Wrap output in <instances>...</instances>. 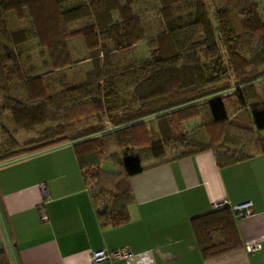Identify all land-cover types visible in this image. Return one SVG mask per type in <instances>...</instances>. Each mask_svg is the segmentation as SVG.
<instances>
[{"label": "trees", "instance_id": "16d2710c", "mask_svg": "<svg viewBox=\"0 0 264 264\" xmlns=\"http://www.w3.org/2000/svg\"><path fill=\"white\" fill-rule=\"evenodd\" d=\"M67 142L102 226L147 163L264 153V0H0V163ZM237 220L191 219L205 260L245 247Z\"/></svg>", "mask_w": 264, "mask_h": 264}, {"label": "crops", "instance_id": "0c3cea01", "mask_svg": "<svg viewBox=\"0 0 264 264\" xmlns=\"http://www.w3.org/2000/svg\"><path fill=\"white\" fill-rule=\"evenodd\" d=\"M129 180L130 219L102 226L72 142L0 163V248L12 264H93L91 251L122 247L132 256L95 264H264V153L220 166L205 150L147 163ZM222 199L252 203L237 221L260 249L205 260L191 219Z\"/></svg>", "mask_w": 264, "mask_h": 264}, {"label": "built area", "instance_id": "2783aa9c", "mask_svg": "<svg viewBox=\"0 0 264 264\" xmlns=\"http://www.w3.org/2000/svg\"><path fill=\"white\" fill-rule=\"evenodd\" d=\"M226 205H230L229 201L227 199H222L215 201L213 203V209H220ZM232 208L239 213V215L248 216L252 214V203L246 202L239 205H234ZM41 219L47 220V215L45 214L44 210L41 209ZM260 249L259 243H249L245 245V251L248 254H253L257 250ZM132 256V252L127 247H122L116 250H96L91 251L89 254L90 262L95 264L106 260H115V259H126Z\"/></svg>", "mask_w": 264, "mask_h": 264}, {"label": "rangeland", "instance_id": "374dc122", "mask_svg": "<svg viewBox=\"0 0 264 264\" xmlns=\"http://www.w3.org/2000/svg\"><path fill=\"white\" fill-rule=\"evenodd\" d=\"M140 48L143 49V46H140ZM197 124H198V121H195V122H192V123L190 124V126L193 127L194 125H197Z\"/></svg>", "mask_w": 264, "mask_h": 264}]
</instances>
